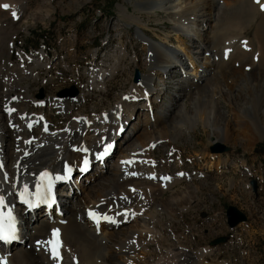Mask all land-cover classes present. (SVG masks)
I'll return each mask as SVG.
<instances>
[{
  "label": "bare ground",
  "instance_id": "obj_1",
  "mask_svg": "<svg viewBox=\"0 0 264 264\" xmlns=\"http://www.w3.org/2000/svg\"><path fill=\"white\" fill-rule=\"evenodd\" d=\"M135 1V9L138 12L152 15L157 14L159 10L163 11L165 22L172 23L177 34L187 36V42L181 41L184 52L169 50L164 46L168 43L167 40L156 43L148 38L139 28L141 20L136 18L133 22L139 28L137 37L142 43L145 42L148 51L153 52V55L149 53L150 57L146 56L143 63L150 65L149 76L144 77L142 74V83L132 85L130 92L122 94L115 108L91 118L82 117L83 113L79 112L73 119L62 124V127L55 126V114L69 115L76 107L75 99L52 98L51 101L38 100L31 96V87H24L23 83L30 78L39 80L35 72L44 68L47 63L36 55H33L31 60H25L22 52V63H13L10 61L13 50L9 47L7 36L6 39L0 37V57L8 59L7 63L0 64V196L7 205L4 210H11L19 217L16 239L8 246L0 242V260L4 261V264H206L205 254L210 252V249L195 252L181 248L165 249L166 241L170 244V240H167L164 230H159L164 215L170 216L162 194L174 189L177 184L194 182L201 174H165V169L173 166L176 160L168 158L163 162L154 160L150 155L154 150L160 149H165L167 154L174 152L175 143L183 136L182 131L177 133V130L185 124V100L196 96L199 101L198 97L202 95V103L206 107L209 103L214 104L213 88L215 85L224 86L220 83H223L221 79L225 78L224 73H217L218 67L229 71L233 69L230 71L233 85L219 89L218 96L231 105L230 110L233 111L234 118L239 120L237 132L242 131V134L239 132V135H234L232 125L227 121L222 140L228 144L241 142L242 145L246 141L264 138V10L261 8L264 0H259V3L257 0H236L237 2L230 4L224 0ZM224 6L230 9L233 7L230 24L221 22ZM13 11L17 13L18 18L13 19ZM27 12V6L22 3H10L7 9H0L1 16L7 15L12 24H19L16 21L21 18L23 20ZM120 15L121 21L133 18L132 13L124 6L120 8ZM212 22L215 27H211V34H201V26H210ZM2 23L0 20V24ZM254 25V39L246 38L245 31ZM20 29L26 30L25 27L19 26L17 30ZM218 40L220 49L215 46ZM6 46L9 51L3 52ZM46 56L49 58L47 54ZM125 58V55L119 54L111 75H114V71L116 72ZM201 58H204L206 67L200 76L204 82L200 84L190 77L184 78V68H193L196 71L202 69L198 66V60ZM165 71L175 73L171 78L175 83L174 98L156 109L154 123L147 113L140 133L144 138L142 142H137L139 135L134 136L136 140L132 135V131H137L138 124L141 123L142 118L138 117L139 122L136 120L133 123L128 138L122 135L119 141L118 146L125 144L123 149L121 148L119 161L113 168L106 169L104 165L101 166L98 159L105 160L102 163L104 164L113 152L110 148L105 151V146L115 141L118 130L122 126L127 127L134 116L137 106L131 104V99L145 95L147 109L151 111L153 105L150 100L158 107L157 101L168 94L169 86L154 85L157 83L158 74ZM108 77L105 71L99 69L98 73L90 78L89 85L97 89L107 82ZM48 80L44 79L43 85H46ZM86 95L82 93L78 97L80 105ZM121 104L122 114H126L125 116H122L118 109ZM30 106L42 110L39 113L30 112ZM49 106L50 113L44 110ZM216 115L220 117L223 113L217 110ZM100 121L104 122L101 124ZM168 121L171 126L167 129L162 124ZM154 124L159 126L157 132L152 129ZM214 131L222 133V127H215ZM216 141L220 142L218 138ZM147 147L149 148L146 149ZM116 150L117 147L114 153ZM85 160L91 167L90 173L94 168L93 175L81 170ZM123 161L129 163H122ZM226 162V159L220 161L218 169L225 167L228 164ZM241 164L244 173L249 177L255 173L254 167L252 171L246 163ZM66 167L71 171H66ZM75 168L79 171L75 172ZM43 172H48L52 178L50 201L54 203L50 207L41 206L40 210L32 213L23 207L18 193L23 192L27 185L33 199L40 174ZM65 173H74L75 184L81 185L82 179L88 182L83 186V190L88 191L85 199L77 198L76 192L67 182L56 183L54 178L61 174L64 176ZM192 184L189 191L177 193L174 201L178 203L182 197L191 195V192L198 193L199 185ZM236 185V181L232 179L229 187L236 188ZM69 195L77 200L76 204H70L68 199L66 200ZM60 211L64 216L58 214ZM88 211L99 217L98 224L88 219ZM40 212V220L35 221L33 227H28L30 222L36 219V216L31 217L32 214L38 217ZM136 222H140L141 228H136ZM101 227H104V230L98 233ZM54 230L61 239L58 260L53 259L49 246ZM148 235H151L149 241L146 239ZM15 245L19 247L14 253H10ZM157 251H161L160 255H157Z\"/></svg>",
  "mask_w": 264,
  "mask_h": 264
},
{
  "label": "rangeland",
  "instance_id": "obj_2",
  "mask_svg": "<svg viewBox=\"0 0 264 264\" xmlns=\"http://www.w3.org/2000/svg\"><path fill=\"white\" fill-rule=\"evenodd\" d=\"M233 1L237 2L238 0H224L228 4ZM10 3L13 5L22 3L28 8L23 20L21 18L16 21L19 24H12L7 15L1 16L0 14V20L3 21L0 24V37L2 39L7 38L10 45L8 46L13 50L10 54V61L15 64L20 63L22 60L20 53L22 52L23 57H26L25 60H31L32 56L36 55L37 58H43L45 64L47 63L44 68L35 72L39 76V80L30 78L24 81L23 86H30L31 96L38 100L50 99L52 101V98L71 97L77 103L69 115L59 116L55 114L54 124L57 127H62V124L73 119L74 115L79 112L83 113L82 117L91 118L93 115L100 116L104 111L115 108L122 94L130 92L132 85L142 83V74L144 77L149 76L148 66L150 65L146 66L143 63L146 56L150 57L149 53L153 55V52L148 51L145 48V42L142 43L138 39L139 28L143 34L156 43H163L167 40L168 43H165L164 46L178 53L184 52L181 41L187 42L186 35L177 34L172 23L165 22L163 11L159 10L157 14L152 15L138 12L135 9V0H0V9L2 5L10 6ZM122 6L127 7L132 13L133 18L131 20L121 21L120 8ZM224 8V15L226 16L223 15L221 22L230 24L233 7L230 9L224 6ZM3 12L5 13V10ZM136 18L141 20L139 28L133 22ZM19 26L25 27L26 30L20 29L18 31ZM211 27L214 28L215 23L212 22L210 26H201V34L210 35ZM255 28L256 25L248 28L244 36L253 40ZM243 43L242 41L241 44ZM219 44L218 40V43L215 44L217 49L221 47ZM5 51H9L7 46L3 49V52ZM41 52L44 53L41 55L39 54ZM119 54L125 55L126 58L116 69V72L114 71V75H111L117 64ZM7 62L6 57H0V64ZM198 66L202 69L196 71L193 68H184L183 77L186 75L184 78L190 77L196 83L202 84L204 80L200 76L206 68L204 58L198 60ZM99 69L105 71L109 77L105 84L96 89L89 85V81L98 73ZM230 71L232 72L233 69ZM230 71L224 67H218L217 73L225 74H223L225 78L221 79L223 83L220 84L229 87L233 85ZM137 72L140 73V79L135 82ZM174 74L172 71L158 74L157 83L154 85L165 84L169 86L168 94L157 101L158 107L150 100L153 106L152 110L148 111L145 95L131 99V104L137 106L134 110V116L127 127L118 128L115 141L110 143L112 155L104 164L102 163L105 160L98 159L101 166L104 165L106 169L113 168L115 163L119 161L122 146H125L124 143L121 144V147L118 146L119 141L122 135L128 138L133 123L136 120L137 123L139 122L138 117L142 118L141 123L138 124L137 131H132V135L134 140H136V135H139L137 142L144 140L140 133L142 122L147 113L154 123L156 109L174 98L175 83L171 80ZM44 79H49L46 85H43ZM224 86L215 85L213 88L215 93L214 104L209 103L207 107L202 103V95H199V101L196 100V96L185 100L186 119L184 122L186 125L183 124L181 129L177 130V133L182 131L183 136L177 141L178 144L175 143L174 152L167 154L165 149H160L154 150L150 155L154 160L163 162H166L168 158L176 160L173 166L165 169V174L169 173L171 176L178 173L187 175L196 173L197 176L201 174L194 182L185 181L174 186V189L165 192L166 194H162L163 199L167 202L166 207L169 208L170 216L164 215L159 230H164V235L167 240H170V244L166 241L165 249L181 248L191 252L210 249V252L205 254L207 259L204 260V263L206 264H264V138L246 141L242 145L241 142L228 144L222 140L227 121L232 125L234 135H239V132L242 134V131L237 132L236 126L239 120L234 118L233 111L230 110L231 105L224 98L218 96L219 89L224 88ZM72 89L78 93L75 97L69 94ZM179 90L181 91V89ZM82 93L87 95L80 105L78 97ZM123 105L118 106L121 114L123 113ZM50 108L49 106L44 110L50 113ZM41 110L30 106V112L39 113ZM217 110L221 111L223 115L217 117ZM100 122L102 124L104 121ZM169 123L170 121L163 123L162 126L168 129V126H171ZM219 126L222 127V133L214 131L215 127ZM158 128L159 126L155 124L152 127L156 132ZM216 138L220 142H217ZM219 145L228 148V152H218L219 148L217 147ZM108 146L106 145L104 148L107 150L109 149ZM116 147L117 150L114 153ZM176 158L180 160L177 161ZM225 159L228 164L218 169L220 167L218 163ZM241 163H246L252 171L254 167L253 172L255 173L249 177L244 173V168H241L243 165ZM84 166L81 168L82 171H84ZM74 171L78 172L79 169L75 168ZM90 171L91 168L89 173ZM94 173L93 168L90 174L93 175ZM71 175L72 179L66 182L76 192L77 198L85 199L88 194V191L83 190L86 181L82 179L80 180L81 185L75 184V175ZM244 176H246L245 179ZM57 177L60 179H56V177L54 179L57 184H60L65 181L67 176L63 177L61 174ZM232 179L236 181L237 185L236 188L230 189ZM192 183L196 186L199 185L198 193L191 192V195L182 197L178 203L174 201L176 194L189 191ZM91 184H93V180ZM67 199L70 204L77 203V200L70 195ZM229 207L237 208L247 217V221L233 229L229 228L226 217ZM40 214L42 213H38V217L36 215V219L30 222L28 227H33L35 221L40 220ZM58 214L64 216L62 211ZM134 225H137L136 228H141L140 222H136ZM103 228L101 227L98 233H101ZM150 237L151 235L146 237L147 241L150 240ZM224 237L228 239L225 244L211 246V242ZM17 247L19 245L13 246L10 253H14ZM160 253L161 251H157V255Z\"/></svg>",
  "mask_w": 264,
  "mask_h": 264
},
{
  "label": "snow or ice",
  "instance_id": "obj_3",
  "mask_svg": "<svg viewBox=\"0 0 264 264\" xmlns=\"http://www.w3.org/2000/svg\"><path fill=\"white\" fill-rule=\"evenodd\" d=\"M257 3H259V0H257ZM5 9H7L8 5H3ZM262 10H264V5H261ZM13 19L18 18L17 13L15 11L12 12ZM127 99V97H125ZM109 148L111 145L108 146ZM107 151V150H106ZM122 163H129L128 161H123ZM85 164H87V160H85ZM66 171H71L66 167ZM56 179H60V177H56ZM51 192H52V178L50 177L48 172H43L40 174L39 181L36 185V193H35V201L31 198L32 193L28 191L27 185H25L24 191L21 193H18V195L21 198V203L27 204L29 207L35 206V204L39 203H48V201L51 198ZM49 206H51L49 204ZM7 205L5 204L4 198L0 196V242H3L4 244H9L13 240L16 239V219L12 215L11 210L4 212L2 209L6 208ZM91 216L95 219V214L90 213ZM107 219V217H105ZM54 236L58 235V232L54 230L53 232ZM60 246V241L57 239L52 244V257L53 259H59V253L57 249ZM0 264H4V261L0 260Z\"/></svg>",
  "mask_w": 264,
  "mask_h": 264
},
{
  "label": "water",
  "instance_id": "obj_4",
  "mask_svg": "<svg viewBox=\"0 0 264 264\" xmlns=\"http://www.w3.org/2000/svg\"><path fill=\"white\" fill-rule=\"evenodd\" d=\"M140 79V73L137 72L135 75V82H138ZM72 97H75L78 93L76 90L72 89L69 93ZM217 148H219L220 153H225L228 152V148H226L225 146L219 145ZM226 217H227V224L229 226V228L233 229L236 226H238L241 223H244L247 221V217L240 212L237 208L235 207H229L227 212H226ZM228 241L227 238H219L214 240L213 242H211V246H218V245H222L225 244Z\"/></svg>",
  "mask_w": 264,
  "mask_h": 264
},
{
  "label": "trees",
  "instance_id": "obj_5",
  "mask_svg": "<svg viewBox=\"0 0 264 264\" xmlns=\"http://www.w3.org/2000/svg\"><path fill=\"white\" fill-rule=\"evenodd\" d=\"M43 40V39H42ZM41 44V43H40ZM39 46V45H38Z\"/></svg>",
  "mask_w": 264,
  "mask_h": 264
}]
</instances>
